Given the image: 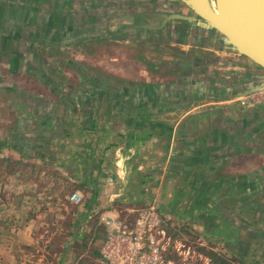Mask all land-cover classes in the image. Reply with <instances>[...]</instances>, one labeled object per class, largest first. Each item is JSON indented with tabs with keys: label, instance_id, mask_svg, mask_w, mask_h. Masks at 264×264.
Segmentation results:
<instances>
[{
	"label": "crops",
	"instance_id": "crops-1",
	"mask_svg": "<svg viewBox=\"0 0 264 264\" xmlns=\"http://www.w3.org/2000/svg\"><path fill=\"white\" fill-rule=\"evenodd\" d=\"M142 1L0 0V161L15 165L4 176L22 181L25 165H44L82 195V216L131 221L153 203L182 255L186 236L198 235L243 264H264V104L234 103L240 93L220 90L233 84L211 78L230 67L211 55L200 64L207 77L191 60L170 63L178 74L139 64L144 40L135 37L154 38L169 24L142 29L159 26L152 13H186L178 0H150L145 11ZM198 30L170 46L228 54L203 44L213 33ZM34 167L32 191L0 186L4 245L29 236L23 213L35 202L22 197L40 195ZM172 226L193 235L173 239Z\"/></svg>",
	"mask_w": 264,
	"mask_h": 264
},
{
	"label": "rangeland",
	"instance_id": "rangeland-1",
	"mask_svg": "<svg viewBox=\"0 0 264 264\" xmlns=\"http://www.w3.org/2000/svg\"><path fill=\"white\" fill-rule=\"evenodd\" d=\"M143 1L146 2L143 6L145 7V11L147 9L146 7H149L148 3L150 0ZM184 11L190 13L186 6ZM189 33H193V35L197 37L199 34L198 27L194 24L185 22H175V24L169 23L164 30L162 29L159 31L154 38H141L139 35L136 36L135 38L137 40H144V42H138V45H143L144 51L139 46L136 48L137 52L135 55H137L138 63L142 64V61L138 59L141 57L143 61H148V63H164L166 66L162 68H165L164 71H168L165 74H173V72L178 74L182 73L179 72L180 69L171 72V70H174V67L170 64L173 63V61L188 63L190 60L193 61L194 54L195 57L199 58L211 55L210 57H213V60L217 59L219 62L222 61L224 67L227 66L230 68L219 71L213 70L212 72H214V74L210 77L217 80L227 79L230 84H233L229 87L235 89L232 91L233 94L240 93L234 98V103H238L240 107L258 106L259 104H254L252 106L243 105L237 100V97L254 92L249 91V86L261 81L264 70L256 66L247 57L230 48H227L228 54H226L223 59H220L213 50L212 52H205L201 48V45L184 48L185 50L180 48L183 45L176 46V48L170 46V44L173 43L172 40L175 39L179 40L176 41L179 44H187L184 40L185 36ZM201 33L203 38L204 32L201 31ZM213 42H215L217 51L223 50L220 49L224 47L223 43L217 42L215 38ZM194 44L195 43L192 45ZM203 44H209V41ZM150 58L156 61L151 62L149 60ZM208 60L210 59H207V62ZM217 65H219V63H216L215 66ZM192 66L194 69V64ZM204 66H206V70H202L200 65L195 67L194 71L197 70L198 73L200 72L204 77H207V65ZM149 68H151L150 65ZM224 75H226V78L222 77ZM234 83H236V85ZM207 105L206 107H213L211 103ZM34 166L35 165L30 164L24 166L22 175L24 179H22V181L17 182L16 179H11L9 181V179L7 180L6 176H4V172L11 171L15 165H3L0 161V186L7 182L10 189L16 190L20 187L22 189L25 187L26 190L32 191L31 182L35 178V174L32 172ZM35 167L38 177L35 179L37 183L36 189L40 190V195L37 196V198L34 197V201H32L31 197H22L25 201L29 202L30 205L35 202L34 209L31 207L27 212L23 213L24 219L28 223L27 226H29V236L26 240H23L24 242H19L17 239H11L8 245H4L0 242V255H5L6 252L13 254L11 260L6 262V264H98L99 249L103 244L107 232L102 220L106 216L94 218L95 215H97L96 211H92L90 217L82 216V201L80 203H75L70 199L72 195V186L48 167L44 165ZM17 199H21L17 194H14V198H11V200L15 202H17ZM149 205L155 206L153 203L147 206ZM155 208L157 207L155 206ZM17 213L20 216L19 212H13L14 215ZM3 215L4 213L0 211V224L4 219ZM159 216L161 221H164L160 214ZM164 225L166 226L164 223L161 226L163 230L165 229ZM174 226L168 227L170 229L168 233L171 232V236H174L173 239L179 238V235L183 236V234L193 235L192 229H182L181 227ZM165 236L167 242L170 243V239H168L166 232ZM186 237L188 240L186 243H183L187 249L186 254L182 255L181 252L184 246L172 248L169 244L168 248L170 247L171 255H164V259L159 261V264H165L168 259L172 261V264H243V261H239L236 258L232 259L231 255L224 254L214 245L200 244L199 241H197L200 240L198 235L196 239L189 236Z\"/></svg>",
	"mask_w": 264,
	"mask_h": 264
},
{
	"label": "water",
	"instance_id": "water-1",
	"mask_svg": "<svg viewBox=\"0 0 264 264\" xmlns=\"http://www.w3.org/2000/svg\"><path fill=\"white\" fill-rule=\"evenodd\" d=\"M190 13H152L162 17L158 27L142 24V29L158 30L167 23L182 21L216 32L227 48L247 57L264 70V0H178ZM249 91L264 89V74Z\"/></svg>",
	"mask_w": 264,
	"mask_h": 264
},
{
	"label": "built area",
	"instance_id": "built-area-1",
	"mask_svg": "<svg viewBox=\"0 0 264 264\" xmlns=\"http://www.w3.org/2000/svg\"><path fill=\"white\" fill-rule=\"evenodd\" d=\"M243 105L264 104V89L237 97ZM72 202L80 203L82 195L75 192ZM106 236L99 249L98 264H159L169 243L161 228V219L154 205L140 209L133 220L118 215L104 217ZM165 264H172L166 260Z\"/></svg>",
	"mask_w": 264,
	"mask_h": 264
},
{
	"label": "trees",
	"instance_id": "trees-1",
	"mask_svg": "<svg viewBox=\"0 0 264 264\" xmlns=\"http://www.w3.org/2000/svg\"><path fill=\"white\" fill-rule=\"evenodd\" d=\"M213 34H214V31H211ZM213 34H209L210 36H209V43L211 44L212 42H213ZM201 41V40H200ZM224 44V43H223ZM225 46V45H224ZM226 48V47H225ZM194 62V65H196V64H198L199 66H200V64H201V62H203V61H207V58H205V57H194V60H193ZM185 65H187V64H185ZM220 90H222V91H226V93L227 92H229V91H232V88L231 87H223L222 89L220 88ZM233 90H235V89H233Z\"/></svg>",
	"mask_w": 264,
	"mask_h": 264
},
{
	"label": "flooded vegetation",
	"instance_id": "flooded-vegetation-1",
	"mask_svg": "<svg viewBox=\"0 0 264 264\" xmlns=\"http://www.w3.org/2000/svg\"><path fill=\"white\" fill-rule=\"evenodd\" d=\"M196 27H200V26L196 25ZM209 34H210V33H209ZM208 38H209V37H208ZM216 40H217V42L224 43V41L220 38L219 35H217ZM203 41H206V40H203ZM237 83H238V81H237ZM234 84L236 85V83H234ZM233 91H234V90H233Z\"/></svg>",
	"mask_w": 264,
	"mask_h": 264
},
{
	"label": "bare ground",
	"instance_id": "bare-ground-1",
	"mask_svg": "<svg viewBox=\"0 0 264 264\" xmlns=\"http://www.w3.org/2000/svg\"><path fill=\"white\" fill-rule=\"evenodd\" d=\"M209 3H210V5H211L212 7H215V2H214V0H209Z\"/></svg>",
	"mask_w": 264,
	"mask_h": 264
}]
</instances>
